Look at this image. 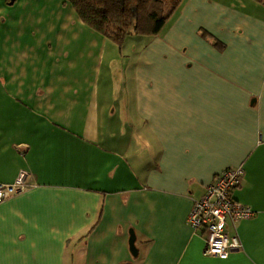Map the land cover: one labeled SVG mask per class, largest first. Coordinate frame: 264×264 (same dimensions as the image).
Returning a JSON list of instances; mask_svg holds the SVG:
<instances>
[{
	"label": "crops",
	"instance_id": "0c3cea01",
	"mask_svg": "<svg viewBox=\"0 0 264 264\" xmlns=\"http://www.w3.org/2000/svg\"><path fill=\"white\" fill-rule=\"evenodd\" d=\"M8 5L0 0V183L23 170L30 186L0 203V264H264V4L183 0L157 35H128L139 46L123 77L38 81L26 78L36 52L9 30L19 23ZM239 165L233 198L253 211L230 229L241 247L204 255L187 215Z\"/></svg>",
	"mask_w": 264,
	"mask_h": 264
},
{
	"label": "rangeland",
	"instance_id": "374dc122",
	"mask_svg": "<svg viewBox=\"0 0 264 264\" xmlns=\"http://www.w3.org/2000/svg\"><path fill=\"white\" fill-rule=\"evenodd\" d=\"M7 7V11L4 12L16 18L19 23L15 28L9 26V30L13 29L14 33L18 29L25 31V36L29 37L32 49L36 52L38 66L36 69L33 66L27 69L26 78L30 81L40 77L120 78V75L123 77V70L126 68L124 56L132 53L129 50L132 46H139L137 42L131 43L133 41L130 40L131 36H127L119 47L96 30L79 29L69 22L67 9L73 8L65 0H15ZM71 11L75 13L74 10ZM75 30L78 31L74 37L72 32ZM60 31L67 33V38L65 33L64 36H57ZM131 35L135 37L134 34ZM63 48H66L69 54L60 55L59 51ZM42 64L45 66L44 70L38 68L42 67ZM22 72L19 69L17 74L20 73V77H23L25 75Z\"/></svg>",
	"mask_w": 264,
	"mask_h": 264
},
{
	"label": "built area",
	"instance_id": "2783aa9c",
	"mask_svg": "<svg viewBox=\"0 0 264 264\" xmlns=\"http://www.w3.org/2000/svg\"><path fill=\"white\" fill-rule=\"evenodd\" d=\"M243 174L241 165L222 171L192 204L186 220L194 232H202L204 255L225 259L241 247L238 236L230 229L238 221L253 215L248 205L233 198V191L240 185ZM29 186V174L22 170L13 183H0V203Z\"/></svg>",
	"mask_w": 264,
	"mask_h": 264
},
{
	"label": "trees",
	"instance_id": "16d2710c",
	"mask_svg": "<svg viewBox=\"0 0 264 264\" xmlns=\"http://www.w3.org/2000/svg\"><path fill=\"white\" fill-rule=\"evenodd\" d=\"M183 0H65L89 28L119 47L131 34L154 36ZM264 4V0H255Z\"/></svg>",
	"mask_w": 264,
	"mask_h": 264
},
{
	"label": "clouds",
	"instance_id": "9594fccd",
	"mask_svg": "<svg viewBox=\"0 0 264 264\" xmlns=\"http://www.w3.org/2000/svg\"><path fill=\"white\" fill-rule=\"evenodd\" d=\"M135 142L138 146H140L142 149H150L151 148V137L146 136L144 133H138L134 137Z\"/></svg>",
	"mask_w": 264,
	"mask_h": 264
},
{
	"label": "water",
	"instance_id": "95a60500",
	"mask_svg": "<svg viewBox=\"0 0 264 264\" xmlns=\"http://www.w3.org/2000/svg\"><path fill=\"white\" fill-rule=\"evenodd\" d=\"M14 1L15 0H9V3L12 4ZM129 241H130V248L135 253L136 252L135 251V245H134L135 237H134V235L132 233H131Z\"/></svg>",
	"mask_w": 264,
	"mask_h": 264
}]
</instances>
